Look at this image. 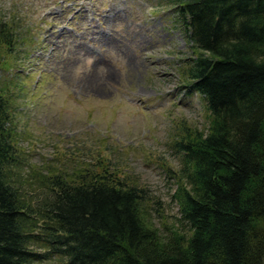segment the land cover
Instances as JSON below:
<instances>
[{
    "label": "trees",
    "instance_id": "obj_1",
    "mask_svg": "<svg viewBox=\"0 0 264 264\" xmlns=\"http://www.w3.org/2000/svg\"><path fill=\"white\" fill-rule=\"evenodd\" d=\"M171 1L192 52L183 78L208 114L205 130L184 124L173 143L187 231L157 229L148 188L116 175L109 157L71 175L24 166L0 84V264L54 254L65 264H264V0ZM16 33L0 17V67L18 60ZM23 166L36 188L31 175L14 178Z\"/></svg>",
    "mask_w": 264,
    "mask_h": 264
},
{
    "label": "rangeland",
    "instance_id": "obj_2",
    "mask_svg": "<svg viewBox=\"0 0 264 264\" xmlns=\"http://www.w3.org/2000/svg\"><path fill=\"white\" fill-rule=\"evenodd\" d=\"M174 5L0 0V17L17 28L18 60L0 67V84L11 91L8 109L23 165L71 175L109 157L116 175L148 188L151 218L165 233L187 231L173 196L181 167L174 140L184 124L190 130L208 125L203 96L183 78L192 52ZM24 166L26 176L14 178L19 183L31 175L38 185ZM66 259L54 254L34 264Z\"/></svg>",
    "mask_w": 264,
    "mask_h": 264
}]
</instances>
